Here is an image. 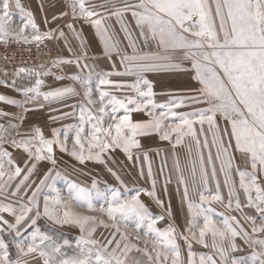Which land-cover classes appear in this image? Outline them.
Listing matches in <instances>:
<instances>
[{"label":"snow or ice","instance_id":"obj_1","mask_svg":"<svg viewBox=\"0 0 264 264\" xmlns=\"http://www.w3.org/2000/svg\"><path fill=\"white\" fill-rule=\"evenodd\" d=\"M13 7L24 13L18 24L13 21ZM128 14L134 21V29L125 22ZM69 15L72 23L66 25L68 29L75 32L77 21L89 24L99 36L104 54L109 58L119 57L125 72L117 75L137 77L136 83L128 86L136 96L125 99L110 96L101 87L113 85L106 77L99 78L95 86L90 77H72L82 92L76 87L42 92L44 81L40 77L50 75V70L16 67L14 76L35 77L34 85L16 89L24 97L23 105L4 95H0V102L23 106L27 112L30 110L27 105L40 97L44 101H59L82 94L86 105L81 107L79 123L74 126L71 150L67 146V133L63 139L59 133H55L53 139L42 135L25 138L16 132L15 125L10 128L0 125V195L5 199L21 193L27 197V202L18 207L0 204V264H142L136 254L146 258L147 264H264V179H261L264 175V0H104L100 4L92 0H70L68 11L53 15L51 21L45 18V24H58ZM111 17L120 24L130 52L121 48V41L106 23ZM64 36L59 27L42 32L33 14L25 13L20 0H0V44L12 41L39 48L45 41ZM80 61L81 57L58 59L52 62V67L71 63L79 67ZM185 61L190 63L193 79L199 87L194 89L195 94L161 105L162 110L158 111L152 100L155 95L152 85L142 74L187 71L182 67ZM0 84L15 88V79L11 83L0 81ZM188 105L204 107L184 113L175 111ZM133 113H142L147 119L134 120ZM85 125H91L90 129ZM151 134L169 142L174 155L177 148L186 151L187 167H181L178 156L174 167L176 183L183 186V199L191 217L187 234L178 233L171 225L163 230L157 228L158 221L164 217L153 218L139 193L121 198L120 193L113 190L110 198L105 197L106 206L97 209L92 203V194L74 186L67 200L54 189L56 195H44L41 206L39 197L43 189L53 187L48 184L50 178L54 179L53 169L48 170L35 188L30 177L36 162L46 160L56 165L55 147L81 164L85 160L104 164L105 154L117 149L129 161H138L140 157L133 156V149H141L138 137ZM5 144L26 153L32 162L30 166L22 169L15 165ZM204 149H208L207 155ZM233 150L241 154L248 169L233 168ZM143 159L148 160L146 152ZM218 171L224 177L227 199L221 193ZM233 171L238 174V186L232 178ZM148 175L152 176L150 165ZM13 181L16 182L13 184ZM211 181L215 182L214 193L208 191ZM170 182L171 179L166 178L165 191ZM238 189L246 198L244 204ZM190 190L198 195V203L190 199ZM157 203L163 206L164 202L158 199ZM212 203L239 212L249 227L245 228L236 215H226L217 221L212 215ZM77 207H86L88 212L98 211L101 216L79 212ZM244 208L252 209L256 215L245 213ZM3 213L10 215L14 222L5 219ZM42 217L55 225L79 228L81 235L72 255L66 251L72 247L69 240L61 243L55 234L41 232L38 220ZM130 224L134 225L132 232L128 231ZM98 227L111 228L112 232L103 241L98 240L95 238ZM8 237L15 247V257L10 253ZM178 239L187 246L186 257L182 256ZM238 240L251 249L247 258L232 255L241 251ZM193 243L211 248L213 255L199 254L197 259Z\"/></svg>","mask_w":264,"mask_h":264},{"label":"rangeland","instance_id":"obj_2","mask_svg":"<svg viewBox=\"0 0 264 264\" xmlns=\"http://www.w3.org/2000/svg\"><path fill=\"white\" fill-rule=\"evenodd\" d=\"M54 1V0H53ZM94 3H102L104 0H94ZM52 0H20L22 7L26 12H31L35 18L36 23L40 27V30L47 31L52 27V24H45V18L50 21L52 17V10L56 7V3H51ZM43 5V9L41 8ZM21 13L19 9L13 7V21L14 24L20 22ZM71 17V15H70ZM125 22L128 24L130 29H134V21L131 19L130 14L126 15ZM58 27V26H56ZM54 26V28H56ZM136 32L133 30L132 34ZM55 47L56 52L51 60L50 65H43L34 69L39 71L50 70V75L40 77L44 84L48 82V87L56 86V77L65 76L63 75L64 70H60V65L58 67H52V62L54 60L63 59L62 52L59 44L61 42L60 38L49 40ZM104 71L101 74L96 75L94 72L87 74L90 76L93 86L98 84L99 78L106 77L113 82V85H124L125 87L117 88L113 85L101 86L102 90L109 93L110 96H115L118 99H125L126 97H135L136 93L133 89L128 87L136 83L137 77L135 75H117V73L125 72V66L123 64H108L103 65ZM106 66V67H105ZM182 67L188 69L187 71H156L143 73V78L149 81L152 85L153 92L155 95L152 97L153 103L157 105V110H162L159 106L168 105L171 101L193 95L194 89L198 88L199 85L193 79L194 71L191 70L190 63L185 61ZM16 68H10L2 62L0 59V81H8L11 83L15 79V88L6 87L0 84V95H4L9 99H14L23 105L24 97L21 92L17 91V88H27L34 85L35 77L27 78L25 76L15 77L14 72ZM5 71L7 75H5ZM110 74V75H109ZM112 76V78L110 77ZM63 81V80H62ZM61 84V83H60ZM62 85H67L68 87H76L78 92H82L79 87L78 82H62ZM46 87V86H45ZM143 87V85H141ZM98 96L94 94V99ZM49 109H45L43 100L41 97L37 101L30 103L27 107L30 109L24 112L23 106L11 105L5 102H0V113H6L7 115H0V125L6 128H10L11 125H15L16 132L20 136L25 138H31L38 135H42L45 139H53L55 133H59L60 138H64V134H68L67 146L69 150L72 148V142L75 137L76 128L74 126L79 123V113L82 106L86 105L84 98L81 95L66 96L59 101H47ZM204 107V105H188L178 109H175L178 113H184L193 111L196 108ZM122 114V113H120ZM134 120L147 119L142 113H133ZM219 123L221 127H224L223 120ZM86 129H90L91 125H85ZM207 127V125H205ZM11 130V129H10ZM15 135V133H13ZM141 144V149H133V156H139L138 161H129L127 156L117 149L115 152L110 154H105L106 163L101 164L96 161L85 160L81 164L74 157L69 155L67 152H61L59 147H55V159L57 161L56 165L53 166L48 161L36 162V168L32 172L30 181L33 182L32 187L35 188L36 184L39 183L41 179L44 178L45 174L49 169H53L54 179H49L48 184L53 187H45L42 194L40 195V204L43 205V196H55L56 191L62 198L67 200L70 195V191L73 190L74 186L78 188H83L90 192L93 196L92 203L95 208H100L101 206H106L105 197L110 198L111 191L115 190L120 193L121 198H128L139 193L141 201L147 207L149 213L153 218L163 216V220H159L156 227L160 229H165L168 226H173L176 228L178 233L187 234L188 222L190 220V214L187 208V202L183 199V186H178L176 183L177 173L175 171V160L177 156L179 157L180 164L182 168H186L188 161L186 160V151L183 148H177L175 155L171 145L167 141H162L156 134H151L148 136L138 137ZM203 139V137L201 138ZM209 142H211V134L208 136ZM6 148L11 153V158L15 165H19L22 169L30 166L32 163L28 160L27 154L22 150H17L12 148L10 145L5 144ZM205 155H207L208 149L203 150ZM147 153L148 160L143 159L144 153ZM213 155H215V148H212ZM234 160L233 168L239 167L241 170H246L249 165L245 163L243 157L239 152L233 150ZM109 156L111 158H109ZM217 169H219V162H216ZM151 166L152 176L149 177L148 169ZM111 169V171H109ZM143 171V175H141ZM59 173V175H56ZM115 173V175H113ZM119 177V179H117ZM166 178H170L171 182L167 183V191H165V181ZM233 180L237 183L239 177L238 174L233 171ZM5 180L7 177L5 176ZM19 178H17L18 180ZM218 179L221 182V193L227 199V188L224 187L223 174L218 171ZM264 179V175L261 176ZM153 180H155V187L153 186ZM16 181H13V184ZM208 191L215 192V182L211 181L208 185ZM154 192L155 195H148V193ZM31 193L29 192V195ZM238 195L241 203L246 202L242 190L238 189ZM162 200L163 206L157 203V200ZM190 199L193 203L199 202V197L195 192L190 190ZM27 197H24L21 193L18 197H8L5 199L3 195H0V204H12L13 207H18L21 203H26ZM213 218L217 221L221 220L223 216L236 215L238 219L245 228L249 227V224L241 217L240 213L237 211L229 210L224 205L218 203H212ZM77 211L88 214L101 216L97 212H88L87 208H76ZM243 211L248 213L253 211L249 208H244ZM254 212V211H253ZM170 213V214H169ZM4 218L10 222H14L13 218L7 213H3ZM106 219V217H103ZM38 226L41 232L48 233L49 235L55 234L59 242H63L64 239L70 241L72 247L66 249L68 255H72L75 249V242L77 238L81 235L78 227L74 225H64L59 226L53 224L47 218L42 217L38 220ZM123 230V229H122ZM134 230V225H129L128 231L132 232ZM112 232L111 228L105 229L103 227H98L96 231L95 238L103 241L104 237L109 236ZM27 235V234H26ZM142 235V233H141ZM10 253L15 257V247L11 244V238L8 237ZM240 244L241 250L244 253H251V249L247 246L243 247L241 241H237ZM177 243L181 246L182 256L187 255V246L182 239H178ZM210 243V241H209ZM193 251L197 253V259L199 254H213L214 250L211 248H204L201 245L193 243ZM236 253V252H235ZM137 258L141 260L142 264H147L146 258L136 254ZM214 258H218L215 257ZM35 264H40V262H35Z\"/></svg>","mask_w":264,"mask_h":264},{"label":"crops","instance_id":"obj_3","mask_svg":"<svg viewBox=\"0 0 264 264\" xmlns=\"http://www.w3.org/2000/svg\"><path fill=\"white\" fill-rule=\"evenodd\" d=\"M56 3V7L54 10H52V16L53 15H59L63 11H68V4L70 3V0H52L51 3ZM94 3L95 1L92 0ZM99 4V3H96ZM52 18V17H51ZM126 20V19H125ZM51 21V19H50ZM68 23H72V19L70 15L68 17H65L63 20L59 21L57 23H51L52 27L58 26L60 29H62L65 33V36L61 39V42L59 44L62 46L61 52H62V57L63 59H71L75 60L77 57H81L80 61V66L78 67L76 63H71V64H62L60 65V70H64L63 79H56V86L52 87L50 85V88L48 87V82L46 84H43L41 86V91L46 92V91H52L60 88H65L68 87L67 85H62V82H66L70 84L76 83L77 81L73 80L72 77L78 76V77H87L91 74V72H94L96 75L101 74V71H104L103 65H108V64H120V59L119 57L113 55L111 58L106 56L104 54V49H103V44L99 38V36L96 34V31L93 27H91L87 23H83L80 21L75 22L74 28L75 32L73 30H70L66 27ZM106 23L110 26V29L112 33L115 35L116 39L121 41V48L125 49L127 51H131V49L126 48L127 45V40L124 38V33L120 30V24L116 21L115 17L109 18ZM134 25V23H133ZM77 34L79 35V38H77ZM135 33H133V37H135ZM69 48L71 51H69ZM87 64V67H84V64ZM106 67V66H105ZM112 78V76H110ZM63 80V81H62ZM61 83V84H60ZM46 86V87H45ZM43 98L41 97V101ZM47 101L43 100V107L45 109H49V105L46 103ZM249 214L256 215L253 211H250ZM242 247V246H241ZM245 247V245H243ZM241 251H238L236 253H233L237 258H247L250 256L249 253H244ZM207 255H213V254H207Z\"/></svg>","mask_w":264,"mask_h":264},{"label":"built area","instance_id":"obj_4","mask_svg":"<svg viewBox=\"0 0 264 264\" xmlns=\"http://www.w3.org/2000/svg\"><path fill=\"white\" fill-rule=\"evenodd\" d=\"M55 52L56 49L50 41H45L39 48L12 41L7 45L0 44V59L12 69L18 66L37 68L41 65H50ZM4 57L9 59L6 60Z\"/></svg>","mask_w":264,"mask_h":264}]
</instances>
